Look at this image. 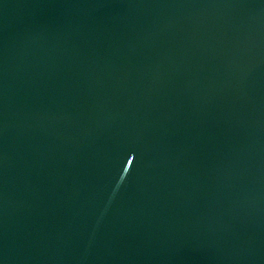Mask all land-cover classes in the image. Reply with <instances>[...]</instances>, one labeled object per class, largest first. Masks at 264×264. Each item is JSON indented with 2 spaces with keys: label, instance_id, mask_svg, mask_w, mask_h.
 Returning a JSON list of instances; mask_svg holds the SVG:
<instances>
[{
  "label": "water",
  "instance_id": "water-1",
  "mask_svg": "<svg viewBox=\"0 0 264 264\" xmlns=\"http://www.w3.org/2000/svg\"><path fill=\"white\" fill-rule=\"evenodd\" d=\"M0 264H264V0H0Z\"/></svg>",
  "mask_w": 264,
  "mask_h": 264
}]
</instances>
